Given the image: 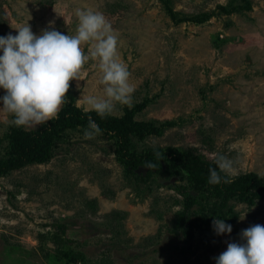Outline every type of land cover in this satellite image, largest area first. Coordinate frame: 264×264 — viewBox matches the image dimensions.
<instances>
[{
	"label": "rangeland",
	"instance_id": "1",
	"mask_svg": "<svg viewBox=\"0 0 264 264\" xmlns=\"http://www.w3.org/2000/svg\"><path fill=\"white\" fill-rule=\"evenodd\" d=\"M244 1L171 0L181 15L213 12L175 20L162 0H0V35L27 22L36 33L55 27L67 34L78 23L77 7L103 11L135 86L131 106L117 104L112 114L130 110L137 120L162 125L159 133L134 137L132 149L179 147L212 162L223 152L234 160L233 176H264V0L231 13L219 7ZM100 75L90 59L79 82H70L81 108V93L103 94ZM12 119L0 110V138ZM85 128L69 129L48 162L0 179V264H74L59 257L63 250L74 251L78 264H216L228 242L241 241L242 229L264 224V198H233L221 212L231 233L217 234L211 215L189 243L181 241L172 232L183 201L176 185L190 182L166 171L137 180L117 160L114 139L87 138ZM59 223L68 240L57 239Z\"/></svg>",
	"mask_w": 264,
	"mask_h": 264
},
{
	"label": "clouds",
	"instance_id": "2",
	"mask_svg": "<svg viewBox=\"0 0 264 264\" xmlns=\"http://www.w3.org/2000/svg\"><path fill=\"white\" fill-rule=\"evenodd\" d=\"M75 15L78 23L71 33L55 27L36 33L27 22L16 27L15 34L0 35V89L4 90L0 110L12 114L15 125H39L58 118L67 102L70 82H79L81 68L90 59L100 71L103 94L81 93L83 111L94 110L104 118L114 112L117 104L131 106L135 86L128 65L119 56L120 37L116 29L101 10L77 7ZM101 131L89 116L84 136L91 138ZM214 163L215 167H209L208 183L231 182L236 171L234 160L220 152ZM146 166L151 168L154 164ZM212 224L217 234L233 230L224 218L214 216ZM214 259L216 264H264V224L254 223L242 229L241 241L228 242Z\"/></svg>",
	"mask_w": 264,
	"mask_h": 264
},
{
	"label": "trees",
	"instance_id": "3",
	"mask_svg": "<svg viewBox=\"0 0 264 264\" xmlns=\"http://www.w3.org/2000/svg\"><path fill=\"white\" fill-rule=\"evenodd\" d=\"M162 1L175 20H202L213 13L205 11L190 16L181 15L173 8L171 0ZM219 7L231 13L237 8L250 9L252 2L245 0L244 3L230 8L222 4ZM67 95L69 101L61 108L58 118L30 129L11 124L5 137L0 138V179L27 164L51 160L67 131L77 129L79 126L87 127L88 117L91 116L102 129L100 134L109 135L114 139L116 158L128 175H134L140 180L148 178L147 176L151 174L166 171L171 175H179L180 179L186 178L190 182L189 185H176L183 194V201L176 213L177 217L172 228V232L185 243H189L195 237V229L201 221L211 215L221 218L223 216L221 212H224L230 199L236 198L253 204L256 199L264 198L262 174L247 171L233 176L229 183L210 184L208 183L209 167L216 166L212 161L202 159L179 147L156 145L141 152L132 149L134 137L142 139L149 134L159 133L162 125H157L154 121L137 120L130 110L124 115L111 114L102 118L94 110L84 112L83 108L75 103L72 87L69 88ZM150 162L154 167L146 166ZM140 167H146V176L138 173ZM191 187L195 192L189 190ZM204 192L207 194L204 195ZM66 228L65 223L58 224L59 232L62 233L58 235V240H68L65 235ZM61 253L59 257H67L74 264H78L81 260L74 251L63 250Z\"/></svg>",
	"mask_w": 264,
	"mask_h": 264
}]
</instances>
